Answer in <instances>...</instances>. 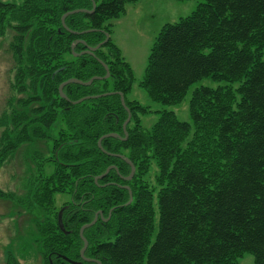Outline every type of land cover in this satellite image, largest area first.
Wrapping results in <instances>:
<instances>
[{
    "label": "trees",
    "instance_id": "trees-1",
    "mask_svg": "<svg viewBox=\"0 0 264 264\" xmlns=\"http://www.w3.org/2000/svg\"><path fill=\"white\" fill-rule=\"evenodd\" d=\"M136 1L0 0V34L14 33L17 64V108L0 117V168L9 154L32 146L20 193L0 188V200H19L35 216L41 264H71L62 257L97 264L79 254V230L95 214L83 231L84 255L101 264H223L239 252L264 264V0H204L155 37L140 82L154 101L175 104L208 76L241 80L235 108L225 88L193 93V136L184 145L190 124L162 111L144 130L145 108L127 98L132 70L111 40L110 20ZM93 2L92 13L67 15L63 28L66 12L90 11ZM106 35L93 55L82 54ZM93 77L101 79L69 83L67 100L59 95L62 82ZM119 93L131 113L127 137L102 139V151L101 136L124 137ZM39 141L45 154L34 148ZM116 155L135 166L130 180L129 164ZM152 162L159 221L150 241L155 186L145 176ZM109 166L117 171L95 182ZM56 195L68 201L58 207ZM5 264L20 263L8 254Z\"/></svg>",
    "mask_w": 264,
    "mask_h": 264
},
{
    "label": "rangeland",
    "instance_id": "rangeland-1",
    "mask_svg": "<svg viewBox=\"0 0 264 264\" xmlns=\"http://www.w3.org/2000/svg\"><path fill=\"white\" fill-rule=\"evenodd\" d=\"M2 1L17 3L19 0ZM203 2L204 0H137L127 3L125 12L118 18L110 20L112 23L111 40L119 48L121 56L132 70L133 79L127 98L137 101L146 110L144 114L139 113L141 127L144 130H149L158 120L162 111H172L179 121L187 122L191 126L183 145L193 136L194 128L189 112L193 93L197 89L205 87L225 88L231 94V104L235 108L240 98L238 87L241 80H228L216 76L204 77L191 84L185 95L175 104L154 101L140 82L143 79L149 49L160 29L165 24L174 23L180 18L188 16L198 4ZM13 34L12 31H7L5 28L0 34V117L10 115L13 107L17 108V64L10 50ZM259 56H264V48ZM34 148L44 154L47 152L44 141L35 143ZM31 150L32 146L30 145L20 147L7 156L0 168V188L14 192L15 197H17V192L20 193V184L25 179L28 169L26 162L30 158ZM156 174L157 167L152 162L150 170L145 176L149 184L155 186L152 200L153 231L150 241L155 236L159 221ZM56 198L58 207L64 201H68L59 195H56ZM20 204L19 200H0V264H5L8 254L12 255L20 264H41L42 257L36 243L37 232L33 226L35 216ZM223 264H253V256L248 252H239L229 257Z\"/></svg>",
    "mask_w": 264,
    "mask_h": 264
},
{
    "label": "water",
    "instance_id": "water-1",
    "mask_svg": "<svg viewBox=\"0 0 264 264\" xmlns=\"http://www.w3.org/2000/svg\"><path fill=\"white\" fill-rule=\"evenodd\" d=\"M94 8H95V3L93 2V4H92V10H90V11H87V10H85V9H76V10H72V11H68V12H66V13L61 17V23H62L63 28L67 29V28H66V25H65V23H64V19H65V17H66L67 15L74 14V13H79V12H82V13H92L93 10H94ZM107 38H108V35H106V39H105L103 42L97 44V45L94 46V47L87 46L86 50H85L84 52H82V54H90V55H93V53H94L95 50H97L99 47H101V45H103L104 43L107 42V40H108ZM71 47H72V50H73L74 45H72ZM73 54H74V56L79 55V54H75V53H73ZM102 64H103V63H102ZM103 66H104L105 71H106V74H105L104 78H107V77L109 76L108 67H107L105 64H103ZM94 79H101V78H100V77H93V78H90V79H89L88 81H86V82H82V81H80V80H78V79H69V80H66V81L62 82V83L59 85V87H58L59 95H60L62 98H64V99L67 100V97H66L65 94L63 93V87H64L65 85H67V84H69V83H77V84H81V85H90ZM104 95H107V94H104ZM119 95H120L121 104H122V106H124V108H125V110H126V112H127V118H126V120H125V121L123 122V124H122V129H123V132H124V137L122 138L121 136H119V135L116 134V133H108V134H105V135L101 136V137L99 138L98 142H97V146H98V148L101 149L102 151H104V149L102 148V145H101V141H102V139H104V138H108V137H111V138H120V139H122V140H125L126 137H127L126 126H127L128 122L130 121L131 113H130L129 109L125 106V102H124V96H123V94H122V93H119ZM96 97H97V96H96ZM83 100H84V98H81V99H79V100H77V101H72L71 103H72V104H75V103H79V102H81V101H83ZM108 154H109V155H113V154H110V153H108ZM116 156H118V157H120V158H123V159L125 160V162L129 164V166H130V173H129V175L125 178V180H130V179L133 177L134 173H135V166L133 165V163H132L128 158H126V157H124V156H122V155H116ZM112 168H115V167H114V166H109V167L106 169V171H105L104 173H102L101 175L96 176L95 179H94V181L97 182L98 179H102V178H104V177L107 175V173L109 172V170L112 169ZM115 169H116V168H115ZM116 171H117V169H116ZM124 188L127 189L128 192H129V200H128V202H127V204H129V203L132 201V192H131V190L129 189L128 186H124ZM100 215H101V214H100ZM97 218H98V215L96 214L91 222H89V223L84 224L83 226H81V228H80V230H79V236H80V238H81V240H82V242H83V246H82V248L80 249L79 254H80V257H81V259H82L83 261H95L97 264H101L100 261L92 260V259L86 258V257L84 256V252H85V250H86V248H87V241H86V239H85L84 236H83V231H84L86 228L92 226V225L97 221ZM62 258H63L64 260H66L67 262L71 263V264H78V263H79V262H77V261L70 260V259H68L67 257H62Z\"/></svg>",
    "mask_w": 264,
    "mask_h": 264
}]
</instances>
